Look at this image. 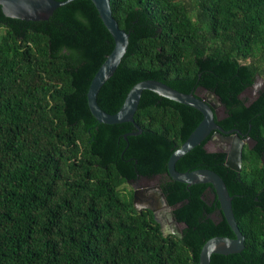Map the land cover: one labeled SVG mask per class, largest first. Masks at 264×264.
<instances>
[{
  "label": "trees",
  "instance_id": "obj_1",
  "mask_svg": "<svg viewBox=\"0 0 264 264\" xmlns=\"http://www.w3.org/2000/svg\"><path fill=\"white\" fill-rule=\"evenodd\" d=\"M130 33L127 52L98 93L109 113L137 82L157 79L182 91L203 86L223 102L218 123L256 142L237 171L205 142L176 162L210 168L225 180L245 248L213 253L211 264H264V0H110ZM114 47L92 0H72L45 20L5 15L0 5V264H200L205 242L235 237L207 198L209 183L187 185L168 161L202 112L144 90L135 121L102 123L88 103L90 83ZM140 129L142 131L138 132ZM159 175L183 223L164 235L139 211L126 184Z\"/></svg>",
  "mask_w": 264,
  "mask_h": 264
},
{
  "label": "water",
  "instance_id": "obj_2",
  "mask_svg": "<svg viewBox=\"0 0 264 264\" xmlns=\"http://www.w3.org/2000/svg\"><path fill=\"white\" fill-rule=\"evenodd\" d=\"M70 1L72 0H0V5L5 15L9 17L25 20H45L53 14L57 7ZM92 1L98 8L104 23L114 38L112 51L95 73L88 89V103L92 114L102 123L134 122V115L139 107L141 96L146 89L199 109L203 114V118L188 138L171 154L168 161V174L173 179L184 182L187 185L209 183L211 185L209 191L213 199L217 198L220 202L218 212L224 214L235 233V237L214 236L208 239L200 252V264H211L213 253L230 254L241 252L245 248V235L239 228L232 206L233 197L230 195L225 180L218 172L210 168L180 171L176 168V162L194 147L206 141V147L209 144H214L218 150L226 153L225 164L228 167L241 171L243 149L246 144L252 147L256 141L250 136H245L243 132L236 128L226 130L218 123L220 119L219 109L224 111L223 102L215 92L203 86L198 87L196 91L186 93L163 81L145 79L131 87L117 112L109 113L104 110L98 103V93L122 62L129 46L130 33L121 28L113 16L110 0ZM257 78L264 82L263 77L259 74L256 80ZM252 86L246 88L244 93ZM141 131L142 129L134 133H140ZM141 177L147 178V176ZM155 177L159 178L160 176L156 175ZM139 191L143 194H140ZM133 203L139 211L149 209L153 212L155 220L160 224L164 235L181 234L182 229H180V226L183 223L179 222L173 213L174 208L179 205L171 206L169 204L160 184H156L153 187H142L140 190L134 187Z\"/></svg>",
  "mask_w": 264,
  "mask_h": 264
},
{
  "label": "rangeland",
  "instance_id": "obj_3",
  "mask_svg": "<svg viewBox=\"0 0 264 264\" xmlns=\"http://www.w3.org/2000/svg\"><path fill=\"white\" fill-rule=\"evenodd\" d=\"M263 88H264V82L261 79L257 78L256 83L249 90H247L243 95L245 97L249 98L250 100H253ZM223 113H224L223 109H219V115L222 116ZM207 148L209 150H216L217 146L214 145V144H209L207 146ZM146 181H148L149 184L150 183L157 184L159 182L157 177H154V178H151V179H146ZM125 187H126L125 189H126L127 192H129V191L134 189V186L132 185V183L126 184ZM151 187H153V185ZM140 189H142V186H139L138 190H140ZM139 193L143 194L141 191H139ZM143 197H144V195H143ZM182 227L183 226H180V229Z\"/></svg>",
  "mask_w": 264,
  "mask_h": 264
},
{
  "label": "flooded vegetation",
  "instance_id": "obj_4",
  "mask_svg": "<svg viewBox=\"0 0 264 264\" xmlns=\"http://www.w3.org/2000/svg\"><path fill=\"white\" fill-rule=\"evenodd\" d=\"M220 117H221V116H220ZM216 150H218V148H217ZM154 177H155V176L147 177V178L140 177V178H137V179L131 181V183H132V185H133L134 187H137V186H138L137 188H139V186H142V187H151L152 185L154 186V185H156V184H154V183H150V184H149L148 181H146V179H151V178H154ZM160 179H161V177L158 178L159 182H158L157 184H160ZM133 192H134V189H133ZM207 198L209 199L210 203L212 204V201H213L214 199H213V197H212L210 191H208V193H207ZM211 216H212L214 219H220V218H221L220 213L218 212V209H217L213 214H211ZM181 226H183V224H182ZM181 229H182V228H181Z\"/></svg>",
  "mask_w": 264,
  "mask_h": 264
}]
</instances>
